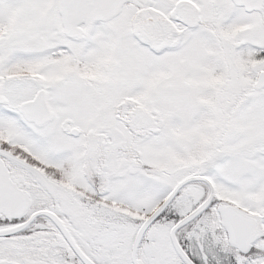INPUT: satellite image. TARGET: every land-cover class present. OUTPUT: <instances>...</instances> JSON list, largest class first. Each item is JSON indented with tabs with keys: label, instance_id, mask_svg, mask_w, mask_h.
<instances>
[{
	"label": "snow or ice",
	"instance_id": "1",
	"mask_svg": "<svg viewBox=\"0 0 264 264\" xmlns=\"http://www.w3.org/2000/svg\"><path fill=\"white\" fill-rule=\"evenodd\" d=\"M0 264H264V0H0Z\"/></svg>",
	"mask_w": 264,
	"mask_h": 264
}]
</instances>
